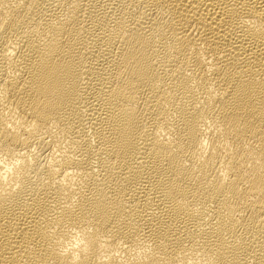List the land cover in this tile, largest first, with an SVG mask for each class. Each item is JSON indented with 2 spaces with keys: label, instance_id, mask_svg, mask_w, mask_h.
Wrapping results in <instances>:
<instances>
[{
  "label": "bare ground",
  "instance_id": "1",
  "mask_svg": "<svg viewBox=\"0 0 264 264\" xmlns=\"http://www.w3.org/2000/svg\"><path fill=\"white\" fill-rule=\"evenodd\" d=\"M0 264H264V0H0Z\"/></svg>",
  "mask_w": 264,
  "mask_h": 264
}]
</instances>
